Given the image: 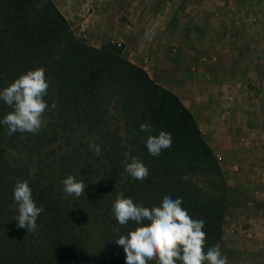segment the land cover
<instances>
[{"label":"trees","instance_id":"trees-1","mask_svg":"<svg viewBox=\"0 0 264 264\" xmlns=\"http://www.w3.org/2000/svg\"><path fill=\"white\" fill-rule=\"evenodd\" d=\"M38 67L50 83L46 127L37 134L8 136L0 123V264L86 263L72 211L52 185L70 174L87 185L80 198L99 228L92 264H125L116 239L138 225L116 221L112 207L120 195L149 208L165 196L182 198L192 218L205 221L206 248L220 243L228 189L214 154L177 96L114 45L87 46L50 0H0V91ZM12 110L0 100V121ZM145 121L153 126L152 135L161 130L172 134V147L157 157L147 150L149 134L140 130ZM90 141L100 146L99 155ZM133 156L150 170L143 181L125 170ZM17 179L29 181L37 206L44 209L35 232L17 226Z\"/></svg>","mask_w":264,"mask_h":264},{"label":"rangeland","instance_id":"rangeland-1","mask_svg":"<svg viewBox=\"0 0 264 264\" xmlns=\"http://www.w3.org/2000/svg\"><path fill=\"white\" fill-rule=\"evenodd\" d=\"M50 1L87 46L114 45L191 113L228 189L221 251L229 264H264V0ZM52 185L92 264L99 228Z\"/></svg>","mask_w":264,"mask_h":264},{"label":"clouds","instance_id":"clouds-1","mask_svg":"<svg viewBox=\"0 0 264 264\" xmlns=\"http://www.w3.org/2000/svg\"><path fill=\"white\" fill-rule=\"evenodd\" d=\"M49 87L45 69L38 67L22 74L0 91V100L13 109L0 121L6 126L8 136L37 134L46 127L44 114L49 104L45 97ZM56 107L57 101L52 98L51 108ZM152 127L147 121L140 124V130L149 134L146 139L149 154L157 157L172 147L173 137L163 130L152 135ZM89 147L96 155L101 153L100 146L94 141L89 142ZM125 170L138 181L145 180L150 174L149 168L136 156L131 157ZM60 182L65 194L77 198L84 195L87 187L82 179L71 174ZM13 199L18 205L17 226L35 232L37 219L44 209L37 206L28 180H16ZM182 203V198L165 196L159 206L149 208L135 204L132 198L117 197L112 212L118 224L126 226L132 221L138 225L116 239V244L123 247L125 264H150L153 261L155 264H229L220 243L206 248L205 221L192 218Z\"/></svg>","mask_w":264,"mask_h":264}]
</instances>
